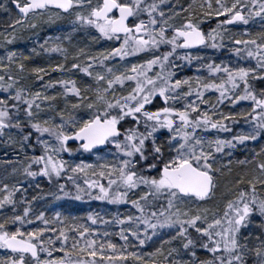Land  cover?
<instances>
[{"label":"snow or ice","instance_id":"6c2138e0","mask_svg":"<svg viewBox=\"0 0 264 264\" xmlns=\"http://www.w3.org/2000/svg\"><path fill=\"white\" fill-rule=\"evenodd\" d=\"M85 3L88 5V11L86 13L76 12L77 21L95 27L101 36L108 39L120 40V34H123V42L118 48L111 49L107 54L99 53L98 57L89 55L86 57L87 60L93 63H103L108 56L123 57L130 55L131 52H139L150 47L159 48L161 44H170L171 51L162 55H153L142 65H132V75L120 73L111 79H106L104 75L97 73L95 79L97 81L106 80L107 86L95 89L94 100L87 104L89 109H95L89 119L74 122L73 118L68 116L67 122L72 124L70 133L65 130L64 122L56 124L49 123L47 119L43 121L37 119L34 122L32 120L35 115L32 111L33 107L37 109L40 107L36 101L50 100L54 97L41 95L39 92L25 95L26 88L17 85L18 76L10 74L5 82V76L0 75V89L11 93L9 98H0V132L9 127L12 119L9 108H19L17 103L10 104L9 100L26 104L31 127L38 133H48L54 136L60 144L59 147H54L37 137L39 142L45 145V150L51 148L52 153L33 157L23 171L28 176L35 177L38 172L31 170V163L40 164L42 166L39 168V174L47 176L50 180L53 176L60 177L67 167L66 162L56 154L65 150L72 151L67 148L66 144L70 138L82 141L80 146L86 151L111 141L119 152L128 157L127 159L120 160L118 164L104 163L99 166V171L92 170L93 165L81 162V164L72 167L70 171L83 173L86 177L84 184L87 186L89 194H91V189H98L95 198L99 200L111 199L113 202L123 200L127 197L128 191L139 189L142 185L146 186L147 191H144L138 199L130 201L141 215L117 218L116 222L119 224H123L127 220L135 226L121 227L117 235L125 241V244L118 246L111 240L93 238V233L98 232V229L83 224L71 227H49V225L58 222L59 213L56 214L57 220H49L43 212L39 213L35 219L41 220L45 227L32 228L29 231H23L21 227H16L14 231L6 230L5 226L9 223L18 222L20 225L31 223L27 219L31 210L25 207L23 215H15L0 222V248L11 252L10 255L0 258V264H126L129 258L138 264H246L245 257L249 254H254V264H264V233L255 237L257 243L254 247H250L248 243H242L240 236L241 227L250 221L251 214L259 213L261 217H264V159L257 162L246 176H241L236 180V192L231 199L227 200L222 215L217 211L212 213V218L209 219L208 209H197L195 213H192L188 208L182 210L177 207L176 203L177 201L182 202L186 198H208L213 194L215 188L213 173L219 171V169L213 168L214 153L222 152L226 145H232L233 140L238 142L256 140L264 133V90H261L257 95L255 91L251 90L249 84L250 74L257 73V70L260 75L264 76V32L249 39H236L235 44L243 45V48L232 49L237 55L246 53L248 57H255L257 62L255 68H231L228 66L222 68L219 64L209 63L207 68L210 73L216 74L223 71L224 75L219 78V82L216 79L205 80L202 77L173 80V72L165 73V69L170 63L169 58L177 48H189L204 44L207 39L213 41V47H219L215 41L217 36L223 39V36L227 34L224 25L232 24L235 21H243L247 24L253 15L264 17V0H249L247 4L244 3V0H231L230 3L228 0H214V2L206 0L205 3L198 6L204 10L203 16H224L227 14V18L220 20L217 28L207 34L202 31L200 21L196 18L197 11L192 4H189L188 9H184L188 12V16L183 22L174 25L169 24L168 19L164 18L165 13L159 11V5L156 2L145 4L144 0H97L94 6L91 0H26L23 4L20 3V0H16V6L25 18L29 13L41 15L43 11H51L52 8L68 11ZM160 3H163V0H160ZM116 11H118V15L115 14ZM144 11L148 13V21L139 19V22L130 26L129 18L138 19L140 13ZM158 11L160 20H157L155 16ZM52 14L58 15L55 12ZM14 23H19V21H14ZM168 29L172 30L171 36L167 34ZM13 39L14 37L10 39L8 36H4V40L8 43H11ZM53 50L61 51L57 46L49 49V51ZM15 56L14 51H9L6 58L10 63H15ZM3 59L0 57V60ZM184 59L191 61L193 58L185 56ZM156 65L159 66L160 71L154 76H149L148 71ZM8 67V64L0 63V68L7 69ZM18 67L21 71L25 70L23 63H19ZM56 67H63V65H56ZM72 67L80 68L89 76L92 75L90 71L92 64L84 66L73 64ZM31 71L42 73L43 69L33 68ZM108 71L111 73L112 69L109 68ZM41 78L37 75V79ZM125 80L135 81V87L126 96L117 97L113 92L112 98L109 99L108 93L113 85L123 84ZM54 83L64 85L65 94L73 93L77 97L82 95L75 80L49 81V86ZM241 84L243 85L242 90ZM182 85L187 86L188 91L180 93V96L189 97L195 93L196 101H189L182 108L165 106L156 111L145 109L144 106L150 103L151 98L157 94L163 97L165 104L169 99H178L177 96H170L169 93H175L181 89ZM209 89L219 92L218 100L221 102L224 99H230L233 104L242 100L251 101V109L239 113L225 114L221 112L217 119L216 111L200 109V103H209L203 98L205 91ZM237 92L239 94H236ZM77 106L79 105H73L74 108ZM215 108L216 105H212V109ZM113 110H116L115 114H113ZM101 111H103V115L100 114ZM64 115V112L60 113L62 118ZM127 116L133 117L137 125L143 118L144 131H140L139 127L126 129L124 138L121 140L119 138L121 128L118 125ZM237 116H245L254 121L250 131L235 135L230 140L219 138L213 140L197 134V129L229 130L223 121L229 118L235 119ZM15 126L21 127L19 121ZM160 128H167L170 133L167 138L170 151L166 157L161 144L157 143L154 135ZM30 135L29 132L23 139L27 140ZM149 139L151 140L150 154L154 163H149L147 167L155 170V175L152 176L142 175L134 170L135 163L139 162L135 160L137 155L141 160L147 159L146 142ZM262 153H264V148L256 156ZM256 156L253 157V160H256ZM240 163L251 162L245 160ZM86 170H92L91 176ZM105 176L108 177L107 186L100 179L91 178ZM69 178L71 179V177ZM73 182L75 183V181ZM241 184H246V187H239ZM114 186L116 189L123 188L126 191H117L114 194ZM60 188L63 189L64 185L61 184ZM76 188L78 190L76 198L80 199V193L85 192L86 189L82 188L80 184H76ZM16 190L15 185L10 188L7 183L3 184L4 195L0 199V208L5 204H15L13 195ZM164 193L167 194V207L154 208L152 199L149 197L155 199ZM64 194L68 195V193ZM89 218L95 222L93 217ZM141 224L144 225L143 229L140 228ZM172 225H178L177 237L184 238L182 248L190 251L193 259H176L173 254H180L178 248L169 249L165 255L163 246L148 253V259L138 252L127 251L128 236L125 235L126 232H131L139 244L144 245L147 239L151 238L148 234L149 229L155 235L157 228ZM261 226L264 227V225ZM189 227L202 235L193 239L188 234ZM141 230L144 232V238L140 236ZM48 233L58 234L53 236L47 235ZM103 235L108 237L109 233L105 232ZM243 239L247 241L248 237H243ZM198 240L202 241L199 243V247L207 249L213 254L212 259L201 260L196 257V252L192 249L197 247ZM57 244L60 245L59 249H57ZM57 250L63 255L53 256ZM45 253L46 256L41 258V255ZM169 257L173 258L169 260Z\"/></svg>","mask_w":264,"mask_h":264},{"label":"rangeland","instance_id":"374dc122","mask_svg":"<svg viewBox=\"0 0 264 264\" xmlns=\"http://www.w3.org/2000/svg\"><path fill=\"white\" fill-rule=\"evenodd\" d=\"M16 0H0V57H3V60H0V63L8 64L9 67L7 69L0 68V75L5 76V82H7L8 75H16L19 77L17 80V85L22 86L26 88L25 95H28L29 93H36L39 92L41 95H47L49 97H54V99L50 100H37L36 103L40 105V107L37 109L33 107L32 111L35 114L32 117L33 122L35 120H49V123H56L60 124L62 122L65 123V130L69 133L72 131V124L67 122V119L65 117H61L60 113L64 112L66 116H71L73 118L74 122L83 121L86 119H89L95 109H89L87 107V104L94 100L96 92L95 89L97 87H106V80L105 81H97L95 79L96 74L100 73L106 77V79L113 78L114 75H118L120 73H125L126 75H132L131 67L132 65H142L147 60L151 59L154 55H162L165 52L171 51V45L170 44H161L159 48L156 47H150L145 50L139 51V52H131L130 55L127 56H117L112 55L108 56L107 59L103 61V63H93L92 61L87 60V56H96L98 57L99 53H105L110 52L113 48H118L120 44L123 42V38H120V40H117L115 38L108 39L107 37L101 36L99 31L95 29V27L81 24L79 21L76 20L75 14L76 12H84L86 13L88 11V5L87 3L76 6L74 9H71V11L67 14H62L58 11H46L42 12L41 15H35L32 14L28 17L26 20V23L23 25H19V23H14V21H19L14 12L11 10V3ZM25 0H20V3H23ZM92 5L94 6L97 3V0H91ZM244 3H249V0H244ZM159 11H163L165 13L164 18L168 19V22L174 21V17L172 15H167L165 12L166 10H163L162 7H159ZM159 11L155 13V16L157 20H160L159 17ZM201 14L199 16V21H202L204 19L210 18L207 16H203V9L201 10ZM58 13V15H53L52 13ZM215 16V15H213ZM143 20L146 18V21H148V13L147 12H141L140 16ZM171 17V19H169ZM220 18L223 17V19L227 18V14L224 16H219ZM175 22V21H174ZM35 25L34 27L32 25ZM69 26L71 27L72 31H65L63 29V26ZM245 33L248 34L247 30L253 29V33L255 36L260 33L264 32V17L261 16H255L253 15L249 20L248 23L245 24L242 23ZM258 25V26H257ZM246 28V29H245ZM216 29V28H214ZM213 30V29H212ZM211 30V31H212ZM210 32V31H209ZM208 32H206L207 34ZM4 36H8L10 39L14 37L11 43H8L4 40ZM254 36V37H255ZM147 38V37H146ZM24 39L23 42L20 43V40ZM219 36H217L215 43L217 44V41H221ZM207 44L200 50H190V51H184L179 48H177L176 52L173 54L174 58L176 55L180 57H176L175 59H181L183 61V56H190L193 58V61L196 62L195 66L190 68L188 70V67L186 64H178L175 65L172 63L171 58L170 63L168 64V67L165 69V73L168 71L174 70V75H180L185 76V78H195L199 77L197 75H200L202 78H204L201 74H198L195 72L197 70V65L199 64V53L209 52L210 46L213 45V41L211 39H207ZM70 42L77 43L73 51H71V54H73V60L72 58L68 59V62L66 63V73H62V67H56V65H62V60L66 58L64 51L65 46L69 44ZM33 45L34 53L29 46ZM15 48H13V46ZM219 45V44H217ZM53 46H57L61 49V51H49V49L53 48ZM242 48V46H238ZM24 50V51H22ZM83 50V51H81ZM14 51L16 54H22L26 52V57H29V53H32L30 57H41V59H47L49 61L54 60L53 63L47 62V68H42V73H33V77L29 78L28 80L25 76V72L21 71L18 67L20 59L18 57H14L15 63H10L7 60V52ZM237 54V53H236ZM235 57V56H233ZM253 61L249 62L247 65L253 68L257 66L256 58L252 57ZM233 60V59H232ZM184 62V61H183ZM185 63V62H184ZM73 64H80L81 66L92 64V67L90 71L92 72V75L89 76L87 73L80 70V68H74L72 67ZM180 65V66H179ZM33 68H39L34 67ZM111 68L112 72L110 73L108 69ZM170 68V69H169ZM127 70V71H126ZM160 71V68L158 65L154 66L153 69L148 71L149 76H154L157 72ZM194 71V72H192ZM259 72V70H257ZM211 74V73H210ZM37 75L39 76H45L42 80L37 79ZM210 79L211 77L209 75ZM263 78V77H262ZM178 78H173V80ZM180 79V78H179ZM58 80H75L76 86L81 89V97H77L73 93H67L65 94L64 85L54 83L51 86H49V81H58ZM27 81V82H26ZM32 81V82H31ZM26 82L27 85L24 83ZM219 82V80H218ZM82 83V85H80ZM69 87L71 85H68ZM135 87V81L131 80H125L123 84L116 83L113 85V87L109 90L108 98H112V93L114 92L117 97L119 96H126L131 89ZM193 87H195V84H193ZM188 88L187 86L182 85L181 89H178L175 93H169L170 96L175 95L178 97L176 100L169 99L167 104H165V101L163 97H160L158 94L153 96L151 98V101L156 99L157 106H153V103H148L147 108H145L148 111H156L160 107L165 106H174L177 108H182L184 105H186L189 101H195L193 95L189 97H182L180 96V93L187 92ZM216 94H219L217 91H215ZM195 94V93H193ZM11 96V93L4 92L3 89H0V98H9ZM86 98V99H82ZM150 101V102H151ZM161 101L163 102V105L161 104ZM159 102V103H158ZM9 103H17L19 105L18 109L14 110V116H12V119L10 120L9 127H6L3 132H0V151H8V155H11V158L13 159V167L11 171H13L16 176L14 177V183H22L26 184L27 186H37L40 189H43L46 186V182L54 181V180H60L65 179L67 182V185H69L70 189V195L75 197L77 199V188L76 184H80L82 188H85L86 191L80 193L81 198L79 200H87V201H94L99 200L96 199V195L98 193V189H91L89 194V191L87 190V186L84 184V180L86 177L83 173L76 172L73 173L70 171L72 167H75L77 164H87V165H93L94 168L92 170L99 171V166L104 163H110V164H118L120 160L127 159L128 157L124 156L123 153L119 152L116 145L109 141L108 146L103 151L99 152H93V153H85L82 152L80 149H78L75 146L67 145L68 149H72V151H60L56 155L59 156L60 159L64 160L67 164V167L64 169L60 177H55L50 180L47 176H44L43 174H39V168L42 166L40 164L31 163V167L35 166L34 170L37 171L38 175L35 177L28 176L24 173L23 169L25 166H27L31 161L33 157H38L40 155H46L51 154L52 149L48 148L47 151L45 150V145L41 144L37 137H40V139L47 141L49 145H52L54 147H59L60 142L55 139L54 136H51L48 133H38L35 129L31 127V124L29 123V117L27 115V105L23 102H17L9 100ZM55 104L58 105V107L55 109ZM74 104H78L79 106L73 107ZM116 110H113V114H115ZM103 115V111L100 113ZM142 115V114H141ZM129 118H133L131 116H127ZM134 119V118H133ZM135 120V119H134ZM143 121V118L141 119ZM19 121L21 127H16V123ZM121 122V121H120ZM250 123V124H249ZM254 124V121L245 122L243 126H240L236 128L235 134L238 133H246L251 130L252 125ZM232 124L228 125V129L230 130ZM237 126V125H236ZM135 128V127H134ZM33 134H31L27 140L23 139L25 135H27L30 130ZM129 129L127 126L124 127L123 131ZM204 130V129H200ZM227 130V131H229ZM226 131V130H225ZM30 132V133H31ZM221 132V131H220ZM224 132V130H223ZM197 134L206 138L210 139H225L227 136L222 134H211L207 135L204 131H197ZM157 143L161 144L163 150H164V156L166 157L169 154V147H168V136L170 135L169 130L167 128H160L157 129V131L154 133ZM123 140L122 138H120ZM150 140V139H149ZM251 143L249 148H240L239 150H235L233 152V148L237 147V145H232V151L231 148H228L229 153L225 154V160L229 161L230 163L233 162V160H239V159H252L259 151H261L262 148H264V138L261 139V137H257L256 140H246ZM240 155V156H239ZM214 165V160H213ZM92 170H86L89 171V176H91ZM155 175V172H153L150 176ZM71 177V179L69 178ZM215 177L217 178V183L214 191H213V199L211 200V204H201L198 203V201L194 199H184L182 202L177 201V207H180L182 210L184 208H188L192 213H195L197 209L204 210L208 209V216L209 219L212 218V213L219 211V213L222 215L223 208L227 202L228 199H231L232 196L235 194L236 191L233 192V190L230 191V194L225 195L223 193L222 188L220 185V179L221 177L217 176L215 174ZM40 178H44L46 181L43 182ZM92 179H100L102 183H104L107 186L108 177L105 176L103 178L100 177H91ZM42 181H40V180ZM75 181V183L73 182ZM123 189V188H122ZM61 192L58 194H54L51 197V200L49 201L48 205L52 204L53 202H56L55 205H57L58 201L66 199V196L63 192V189H60ZM121 191L120 189H116L115 186L113 187V192ZM145 190L143 188L134 189L130 192V196L128 197V201L138 199ZM138 192V194H137ZM223 193V194H222ZM3 194H1L0 199L3 198ZM215 195V196H214ZM220 196V199H218V196ZM31 197L30 195H26V198L28 199ZM160 196L153 199L152 197H149V199H152V201H156ZM109 200V199H107ZM107 200H101V201H107ZM164 200L167 202V194L164 198ZM100 201V200H99ZM111 201V200H110ZM110 203V202H109ZM167 207V203L166 206ZM36 209L33 211L35 212ZM115 216V215H114ZM184 219V217H182ZM155 222V221H153ZM261 225H264L258 222V219L256 216L251 214L250 221L246 225H242L240 230V236H241V242L242 243H248L250 247H254L257 241L255 240L256 236L261 235V233H264V227ZM204 226V225H201ZM130 227H135L133 224L130 225ZM144 225H140V228L143 229ZM195 230V229H194ZM179 231L178 225H172L170 227H164V228H157L155 235L152 234V230H148V234L151 237L150 239H147L146 245L143 248V256L145 259H148L147 256L148 253H152L156 250V248L163 246V249L165 251V255H167V251L171 248H178L183 250L182 243H183V237H177V232ZM52 233H48L47 235H50ZM126 234V233H125ZM141 238H144V232L140 231ZM172 237H176L175 239H171ZM243 237H248L247 241L243 239ZM136 239L135 237H133ZM207 238H205L206 240ZM170 241V242H169ZM163 242V243H162ZM137 243V241H136ZM134 244V243H133ZM59 244H57V249H59ZM208 251L207 249H204ZM58 251V250H57ZM57 251L53 253V256H57ZM43 256H46L45 254H42ZM174 256V254H173ZM179 259V255H176ZM176 256H174L176 258ZM173 257H169V260H171ZM199 258L201 260L208 259V254H200ZM180 260V259H179ZM246 264H254L255 256L254 254H249L245 257Z\"/></svg>","mask_w":264,"mask_h":264},{"label":"trees","instance_id":"16d2710c","mask_svg":"<svg viewBox=\"0 0 264 264\" xmlns=\"http://www.w3.org/2000/svg\"><path fill=\"white\" fill-rule=\"evenodd\" d=\"M153 2H156L159 7H162L163 10H166L165 12L167 15H172L174 17V21L169 24H174V25H179L183 22V20L188 16V12L184 11V9H188L189 4L193 5V8L197 11V19H199V16L201 14V10L198 6L201 3H205L206 0H163V3H160V0H144L145 4H151ZM214 2V0H213ZM230 3L231 0H228ZM215 6V4H214ZM146 12V11H145ZM137 19V18H136ZM219 16H211L210 18L204 19L200 21V27L201 29L206 33L211 31L214 28H217V24L220 20H222ZM243 22L241 23H236L235 25L232 26H226L224 25L223 27L227 30V34L223 36V39L221 41H217V44H219V47H213L210 46L209 52H204V53H199L200 58H199V64L197 65V72L198 74H201L205 80H210V77H213L212 79H216L217 82L221 76L224 75L223 71L220 73L213 74L209 72L207 65L209 63H215L223 66H228L231 68L235 67H251L250 64L249 66L247 65L249 62L253 61L252 57H248L246 53H241L240 55H237L236 52H234L232 49L238 46L243 45H237L235 44L236 39H249L250 37H254L255 34L253 33V29L247 30L248 34L245 33L246 30L244 28L242 29ZM258 26V25H257ZM63 29L65 31L69 30L72 31L71 27L69 26H63ZM246 29V28H245ZM167 34L172 35L171 29L167 32ZM24 39H21L20 41L23 42ZM77 43H72L70 42L65 46V51L64 54L66 58L64 61L62 60V73H66V66L69 58L74 59L71 54V51L75 48ZM29 48L34 52V47L31 44ZM177 50V49H176ZM176 52V51H175ZM32 53H29V57H22V55H18L19 62H22L25 65V76L28 80L29 78L33 77V71H31L33 65L34 67H39V68H47V62L53 63L54 60L49 61L45 59H41V57H30ZM235 56V57H233ZM180 57L178 55L175 56ZM185 57V56H183ZM172 63L175 65L178 64H186L187 67L190 66L193 68L196 64L193 59L191 61L183 59V62L181 59H175L174 56L172 55L171 57ZM233 59V60H232ZM203 65V66H202ZM180 66V65H179ZM188 70L190 68L188 67ZM191 71V70H190ZM194 72V71H192ZM46 76V75H45ZM45 76H41L42 80L45 78ZM201 77L200 75H197ZM262 75L259 74V72L255 74H250L249 76V84L251 85V90L255 91L257 95L260 94L262 84H261V79ZM27 82V81H26ZM24 82L26 85L27 83ZM32 82V81H31ZM82 85V83H80ZM243 89V85L241 84V90ZM215 89H209L206 90L204 93V99L209 101V103L204 104L200 103V109L202 110H209V111H216L217 116L216 118L219 119V113L223 112L225 114L227 113H239L241 111H249L251 109L252 102L248 100H242L238 101L237 103L233 104L230 99H224L222 102L218 100V97L220 94L215 93ZM219 93V92H218ZM236 94H239L237 92ZM193 97L196 101V95L193 94ZM212 105H216L215 109H212ZM155 106V104H154ZM58 107V105H55V109ZM9 111L12 113V116H14V110ZM65 119L68 118L66 114L64 115ZM250 122L247 117L245 116H237L235 119L229 118L226 121H223L228 127V125H231V128L229 131L223 132V130L220 129H204L200 130L197 129V131H204L207 133V135L211 134H222L227 136L225 140H230L232 139L233 136H235V131L236 128L243 126L245 122ZM250 124V123H249ZM120 128H121V135L119 138H124V127L128 128H134V127H139L140 131H144V125L143 121L141 120L140 124L137 125L136 121L133 118L125 117L124 120L120 122ZM237 125V126H236ZM20 128V127H19ZM30 130V129H29ZM221 131V132H220ZM31 132V130H30ZM31 134H33L31 132ZM239 134V133H238ZM237 134V135H238ZM261 139L264 138V133L260 136ZM147 144V159L146 160H141L139 158V155L136 156L135 160L139 161L138 163H135V169L139 174L150 176L153 172H155L154 169H150L147 167L149 163H154L153 157L150 154L151 153V140L146 142ZM232 145H237V147L233 148V152L235 150H239L240 148H249L251 145L250 142L248 141H243V142H238L233 140ZM232 145H226L223 149L222 152L220 153H214V169H219V171H214V184L216 186L217 183V178L215 177V174L219 177L220 179V187L223 190V193L225 195L230 194V191L233 190L236 191V180H238L241 176H246V174L249 172L250 169L254 168L255 164L259 162L261 159H264V156L262 153L259 156H256V160L252 159H247V161H250L251 163H240V161H245L244 159H239V160H233L232 163L229 161L225 160V154L229 153L228 148H231L232 151ZM259 151L258 153H260ZM240 156V155H239ZM13 167V159L11 158V155H8V151H0V196L3 194V184L7 183L9 187L11 188L13 185L16 186L17 190L14 192L13 199L15 200V204H5L4 207L0 208V222H3L6 218L13 217L15 215H23V209L25 207L30 208V213L27 217L28 220L31 221V223H26L23 225H20L18 222L17 223H9L7 224L6 230L9 231H14L16 227H21L23 231H29L32 228H38V227H45L43 222L41 220H36L35 217L39 215V213L43 212L45 214V217L48 218L49 220H57L56 214L59 213L60 217L58 219L57 223H53L49 225V227H71L73 225H86L90 228L98 229V232L93 233V238H96L98 240H111L113 243L117 244L118 246L124 245L125 241L120 238L117 233L120 231L121 227L123 228H129L131 224H133L130 221L125 220L123 224H119L116 222L117 218H122L128 215H132L134 217H139L141 213L138 211V209L133 205L130 201H128V197L131 195L130 192H128L127 197L123 200H118L113 202L111 199L107 201H99V200H90L87 201L85 199L79 200L75 199L72 195H70V189L69 185H67V182L65 179H60V180H54L50 182H46V186L43 189L38 188L37 186H27L26 184L22 183H14V177L16 174L11 171ZM35 166L31 167V170H34ZM39 170V169H38ZM43 182L46 180L43 178H40ZM39 179V180H40ZM40 180V181H41ZM41 181V182H42ZM63 184V192L68 193L66 196V199H62L58 201L57 205H55L56 202H53L52 204L48 205L49 201L51 200L52 195L55 193L58 194L61 192L60 185ZM239 187H246V184H241ZM259 187V185H258ZM140 188H143L145 191H147L146 186H141ZM121 191H126L125 189L121 188ZM222 193V194H223ZM30 195L28 199L26 198V195ZM55 194V195H56ZM138 194V192H137ZM166 196V193L161 194L160 198H158L156 201H152V206L156 209H159L161 206H166V201L164 200ZM215 196V195H214ZM220 196H218V199H220ZM213 194L209 196L208 199L205 200H196L198 203L201 204H211V200H214ZM111 200V201H110ZM110 202V203H109ZM34 209L35 212L33 211ZM115 215V216H114ZM256 218L258 219V222L263 224L264 223V217H261L259 213H254ZM93 217L95 219V222H93V219H90L89 217ZM105 232L109 233L108 237H105L103 234ZM56 234H50V235H57ZM188 234L193 238L197 239L198 236H201L202 234L197 233L193 228L189 227L188 228ZM128 236V248L127 251H134L138 252L141 255L143 254V248L146 245H140L139 241L137 239H134L133 236L131 235V232H126ZM206 238V237H205ZM204 238V239H205ZM137 241V243H136ZM202 241H197V247H195L194 250L196 252V257L198 259L200 254H208V259L213 258V254L209 251L204 250L203 248L199 247V243ZM134 243V244H133ZM60 247V245H58ZM11 253L6 252L3 248H0V258L10 255ZM58 255H63L62 252L57 251ZM219 254V253H217ZM174 256L176 254L174 253ZM41 258H44L43 255H41ZM99 259V257H97ZM176 259L177 256H176ZM179 259L180 260H190L193 259L191 257V252L188 250H181L179 254ZM178 259V260H179ZM126 264H138V262L134 261L132 258H129L126 261Z\"/></svg>","mask_w":264,"mask_h":264},{"label":"water","instance_id":"95a60500","mask_svg":"<svg viewBox=\"0 0 264 264\" xmlns=\"http://www.w3.org/2000/svg\"><path fill=\"white\" fill-rule=\"evenodd\" d=\"M13 7L15 8V10L17 11V13H18V15L19 16H21L22 18H25L24 16H23V14L20 12V10H19V8H17V6H16V3H13ZM54 9H56V8H54ZM58 10H60V9H58ZM61 12H63V13H65V12H68V11H63V10H60ZM115 11V10H114ZM115 14H119L118 13V11H116L115 12ZM131 18V17H130ZM130 18H129V20H130ZM129 20H128V22H129ZM235 22H238V21H235ZM235 22H233L232 24H234ZM227 25H231V24H227ZM120 35H123L122 33L120 34ZM181 43H182V41H181ZM205 44V43H204ZM204 44H200V45H196V46H193V47H189V48H196V47H201V46H203ZM263 86H264V79H263ZM263 90H264V88H263ZM67 142H69V143H71V144H74V145H81V143H82V141H79V140H76L75 138H70ZM107 147V142L105 143V144H103V145H97V146H95L93 149H91V150H84L82 147V149L85 151V152H93V151H100V150H103V149H105ZM197 199H199V198H197ZM9 252H10V250H8Z\"/></svg>","mask_w":264,"mask_h":264},{"label":"flooded vegetation","instance_id":"af4514ba","mask_svg":"<svg viewBox=\"0 0 264 264\" xmlns=\"http://www.w3.org/2000/svg\"><path fill=\"white\" fill-rule=\"evenodd\" d=\"M11 10L14 12V9H13V6H12V3H11ZM14 14H15V12H14ZM16 17H17V16H16ZM18 20H19V25H23L24 23H26V21H21L20 19H18ZM134 23H136V22H132V23L130 24V26H132ZM20 43H21V41H20ZM15 46H16V45H14L13 48H15ZM0 48H2V47H0ZM22 51H24V50H22ZM18 55H20V54L17 53V54H16V57H17ZM180 79H186V78H185V76H180ZM55 105H56V104H55ZM56 108H57V107H56ZM66 144H67V145H70V144L67 143V142H66ZM75 147H77L78 149L81 150V148H80L79 145H78V146H75Z\"/></svg>","mask_w":264,"mask_h":264},{"label":"bare ground","instance_id":"6f19581e","mask_svg":"<svg viewBox=\"0 0 264 264\" xmlns=\"http://www.w3.org/2000/svg\"><path fill=\"white\" fill-rule=\"evenodd\" d=\"M20 55H22V57H24V56H26V52L25 53H22ZM263 156H264V154H263Z\"/></svg>","mask_w":264,"mask_h":264}]
</instances>
